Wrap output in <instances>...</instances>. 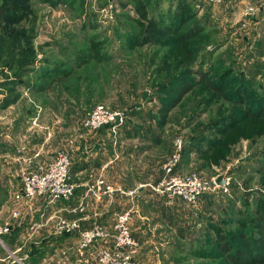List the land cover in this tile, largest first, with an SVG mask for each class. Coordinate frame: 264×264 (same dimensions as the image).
Returning <instances> with one entry per match:
<instances>
[{
  "label": "rangeland",
  "instance_id": "obj_1",
  "mask_svg": "<svg viewBox=\"0 0 264 264\" xmlns=\"http://www.w3.org/2000/svg\"><path fill=\"white\" fill-rule=\"evenodd\" d=\"M226 1L150 0L146 14L140 15L134 11L140 2L137 0H29L33 13L14 26L27 30L24 38L27 36L30 47L27 41L26 44L22 41V49L7 51L5 44H0L3 47L0 83L15 80L19 51H25L26 60L30 61L26 67H20L25 74L16 92L10 93L11 87L0 86V106L7 96H18L14 104L0 107V210L11 213L22 174L44 168L59 151L68 152L72 164L80 163L85 147L98 142L99 145L109 144L105 153L113 157V146L120 142L119 133L114 135L105 129L93 133L81 125L96 105L124 112L138 109L141 117L156 113L159 106L156 96H160L157 84L170 75L173 44L164 42L171 37H153L146 45L133 46L127 31L137 33L138 27L124 16H132L140 25H145L151 16L162 17L170 26L176 23L173 13L178 8L183 11V6L188 5L193 14L197 13L195 19L204 21L208 17L202 31L207 38L191 41V46H197L198 50L193 69L206 68L211 62L219 63V59H223L222 67L212 70V78L220 80L231 67L234 76L253 82L254 92L264 101L262 1L239 6ZM246 8L254 12L246 14ZM259 11L263 16L254 19ZM191 22L183 30L190 28ZM2 26L5 28L6 24ZM91 38L101 44L99 49L91 50L96 44L90 43ZM80 52H84V56L91 54L99 63L81 64L61 86L54 84L47 94H36L35 85L43 82L37 80L38 71L63 72L70 68L65 65L66 55L73 58ZM229 82L224 85L225 89L223 87L225 94L233 88ZM244 109L243 105L222 94L200 87L187 95L170 114L160 136L162 147L168 149L170 156L176 140L184 143L196 138L197 142L198 138L214 142L203 154L199 150H205V144L197 146L187 142L192 152L187 153V167L182 171L197 173L206 180L223 175L230 181L226 193H209V200L199 201L195 206L180 200L168 205L170 212L164 216L166 225L156 242V254L168 258L165 264H220L219 252L216 257L194 255L195 249L209 250L206 246L208 236L214 238L209 224H218L223 231L241 228L235 222L226 223V213L230 216L235 213L238 219H245L251 214L256 199L263 197L264 201V117L236 122L234 116ZM132 116L130 123L143 125ZM152 125L155 126V122ZM162 176L163 173L160 179ZM56 236L41 231L32 236L37 244L30 240L25 243V252L14 253L17 248L5 245V249L0 247V254L9 255L12 264H97L96 248L81 254L72 242L55 240Z\"/></svg>",
  "mask_w": 264,
  "mask_h": 264
},
{
  "label": "trees",
  "instance_id": "obj_2",
  "mask_svg": "<svg viewBox=\"0 0 264 264\" xmlns=\"http://www.w3.org/2000/svg\"><path fill=\"white\" fill-rule=\"evenodd\" d=\"M137 1L140 2L135 5L134 11L136 14L145 15L147 8L151 4L150 0ZM123 7L125 8L126 6L123 5ZM183 8V11L178 8V10L173 13V20L176 23L170 26L163 22L162 17L154 18L151 16V18L145 22V25H140L141 23L136 21L132 16H124L127 21L135 23L138 27L137 33L131 30L127 31L128 36H131L129 39L131 45H146L152 41L153 37H171L166 38L168 40H165L164 43L168 41L173 44L172 47H170V58L172 59V63L169 65L170 75H168L164 81L157 84L156 87V91L160 92V96H156L159 101L156 113H148V116L141 117V113L138 112V109H132L133 111L131 110V112L125 111L127 119L122 129L125 130V137L129 139L140 137L146 140L150 139L153 144L160 143V136L164 133L163 129L169 122L172 111L183 102L187 95L194 89L200 87L207 88L216 94H222L223 97L232 100L238 105H243L245 107L244 111L234 116L236 122H238V119H241V121L251 119L261 120L262 117H264V101L262 97L257 96L254 92L252 81H247L245 78H237L232 74L231 67L227 68L225 74H222V77H220V80L215 81V78H212V70L214 71L216 68L222 67L223 59H219V63L212 64L211 62L206 68L200 66L198 70L193 69L194 58L198 50L197 46H191V41H204L207 38V36L202 34V31L203 25L209 20L208 17H206L204 21L202 20L203 22L197 20L195 19L197 13L193 14V11H190L188 5L183 6ZM32 11L33 9L31 8V2H29V0H0V44L4 43L7 47V51L16 50L17 47L22 49L20 47L22 41H24L25 44L27 41L30 47L27 36L24 38L25 31L27 32V30L24 27L23 29H19L14 25L31 16L33 13ZM163 17L166 16L163 15ZM189 22L192 23V26L183 30V27ZM2 24H6V27L3 28ZM90 40V43H96L91 50L100 48L101 44H98L97 41H92L93 38ZM2 48L3 47L0 46V61L3 56L1 52ZM83 54L84 52H80L79 54L73 55V58H71V55L67 54V62L65 65H69L70 68H65L63 72L38 71V73H36L37 80H42L43 82H38L35 85L34 89L36 94H47L52 87H54V84L61 86L70 79V75H73L74 70L81 64L88 65L91 63H99L97 59L90 56L91 54H88L89 56H84ZM17 63L19 68L18 72L14 74L15 80H7L0 83L1 87H11L10 93L16 92V87L22 84V77L25 72L20 67H26V64L30 63L29 60H26L25 51H19ZM53 73L56 75L51 76ZM192 76L197 78H193ZM45 80H47V82H44ZM228 82L231 83L230 85H232L233 88L225 94L224 89ZM249 95L250 97H248ZM17 97V95L7 96L0 107L3 108L14 104ZM131 113L133 116L135 115L134 117L132 116V119L135 118L136 120H140L141 122L139 123L143 125L140 126V124L134 125L133 122L130 123L129 117L132 115ZM152 122H155V126L152 125ZM223 123L225 124V121H223ZM258 125L263 129L262 124L258 123ZM104 129H108V127H104L98 130V132ZM154 129L160 130L159 134L153 133L152 130ZM195 139L196 138H190L188 141H183L181 161L176 171L183 172L182 170L187 167V153L192 152L190 146H187V142H194L197 146L205 144V150H199L202 154L205 153L206 148L211 147L212 144L214 145V142H206L204 139L198 138L196 140L197 142H195ZM82 168L81 162H74L70 170L71 177ZM210 198L211 196L205 194L201 196L199 201H207ZM262 199L263 197L254 201L251 214L245 217V219H238L233 210H230V212L234 213L231 216L229 213H226L225 222H235L240 225L241 228L223 231L218 224H209V230L214 232V238L208 236L206 246L209 247V250L213 249V251L215 250L216 252L200 248L194 250V255L201 258H207L208 256L216 257L219 252L221 257L220 264H264V201ZM11 232L8 235H10ZM8 235L3 236L4 242H6V237Z\"/></svg>",
  "mask_w": 264,
  "mask_h": 264
},
{
  "label": "crops",
  "instance_id": "obj_3",
  "mask_svg": "<svg viewBox=\"0 0 264 264\" xmlns=\"http://www.w3.org/2000/svg\"><path fill=\"white\" fill-rule=\"evenodd\" d=\"M260 1H262L264 10V0ZM226 2L235 3L239 6L241 3L254 5L256 0H227ZM260 16H263L261 11L253 18L259 19ZM108 131L106 133L110 136ZM159 131L158 129L152 130L155 134H159ZM118 133L121 138L120 142L113 146V157L105 153L109 144L105 146V144L99 145L97 142L85 147L84 159L81 162L83 168L72 175L76 191L70 201L47 204L43 200H37L28 208L22 207L21 215L16 220L11 219V213L8 210H0V224L4 225L9 221L12 231L6 237V242L3 240L7 248H17L14 253L25 252L23 247L28 240L32 244H37V242H33L32 239L36 238H32V236L38 232L49 231L54 235L53 228L57 218L79 219L81 225L86 228L94 222L111 228L115 215L131 208L133 212L132 234L140 244L139 264L166 263L168 258L165 259L163 255L156 254L158 249L156 242H158L157 239H160L159 232L166 225L164 224L166 222L164 216L170 212V206L168 207L161 195L153 193L149 185L159 182L163 173L162 165L169 158L170 153L168 149L162 147V139L160 143L153 144L150 139L125 137V130L122 128ZM106 158H109L108 161ZM98 177H102L107 183L124 191L137 189V195L131 199L127 195L117 194L113 200L105 197L100 203L94 202L89 196H86V191L89 184H92ZM82 199L86 204L84 213L72 214L71 210ZM54 239L62 242L70 241L75 247L77 235L72 233L68 236H56ZM159 246L162 247L163 245L159 244ZM74 249L76 250V247ZM24 257L26 258L27 255ZM8 258H10L9 255L0 254V264H12L13 262H10Z\"/></svg>",
  "mask_w": 264,
  "mask_h": 264
},
{
  "label": "built area",
  "instance_id": "obj_4",
  "mask_svg": "<svg viewBox=\"0 0 264 264\" xmlns=\"http://www.w3.org/2000/svg\"><path fill=\"white\" fill-rule=\"evenodd\" d=\"M245 12L252 14L254 10L246 8ZM126 119L127 115L122 110L96 105L86 115L81 125L83 129L93 133L108 127V130L116 135L125 125ZM182 148L183 143L176 140L171 156L162 165V178L158 183L149 185L153 193L161 195L167 205L173 204L174 200H180L189 206H195L202 195L228 191L229 179H226L224 186H220L214 179L206 180L197 173L176 171L181 161ZM71 165L69 153L59 151L44 168L23 173L20 189L13 196L11 219H18L22 207L28 208L37 200H43L47 204L70 201L76 191V185L70 174ZM117 194L127 195L133 199L137 195V189L124 191L107 183L102 177H98L86 191V196L97 203L102 202L105 197L113 200ZM85 208L86 204L82 199L71 213L82 214ZM132 219L131 208L117 213L111 228L97 222L86 228L81 225L79 219L57 218L53 233L58 236L64 235V232L75 233L77 235L76 251L82 254L91 248H96L97 264H139L140 244L132 234ZM10 227L9 221L0 225V247L3 249H5L3 236L11 232Z\"/></svg>",
  "mask_w": 264,
  "mask_h": 264
},
{
  "label": "water",
  "instance_id": "obj_5",
  "mask_svg": "<svg viewBox=\"0 0 264 264\" xmlns=\"http://www.w3.org/2000/svg\"><path fill=\"white\" fill-rule=\"evenodd\" d=\"M215 183H216L217 185L224 186V185L226 184V179H225V177H224L223 175H220V176H218V177L215 179ZM64 235H65V236H68L69 233H68V232H64Z\"/></svg>",
  "mask_w": 264,
  "mask_h": 264
}]
</instances>
